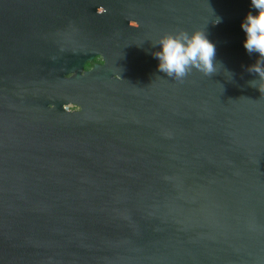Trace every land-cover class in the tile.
Here are the masks:
<instances>
[{"label":"water","instance_id":"obj_1","mask_svg":"<svg viewBox=\"0 0 264 264\" xmlns=\"http://www.w3.org/2000/svg\"><path fill=\"white\" fill-rule=\"evenodd\" d=\"M250 10L0 0V264H264ZM195 29L216 44V72H158L159 36Z\"/></svg>","mask_w":264,"mask_h":264},{"label":"clouds","instance_id":"obj_2","mask_svg":"<svg viewBox=\"0 0 264 264\" xmlns=\"http://www.w3.org/2000/svg\"><path fill=\"white\" fill-rule=\"evenodd\" d=\"M250 8L240 21L244 33L242 46L249 56L256 54L255 62L246 70L258 77L249 81L250 86L261 91L264 90V0H250ZM220 22L217 16L215 24ZM152 46L151 54L158 61L157 71L169 78L182 80L192 69L209 76L216 72V44L205 30L164 33Z\"/></svg>","mask_w":264,"mask_h":264},{"label":"flooded vegetation","instance_id":"obj_3","mask_svg":"<svg viewBox=\"0 0 264 264\" xmlns=\"http://www.w3.org/2000/svg\"><path fill=\"white\" fill-rule=\"evenodd\" d=\"M104 64V58L102 55H94L91 60H87L83 66V73L93 70L96 66ZM70 75H67L69 77ZM66 107V106H65ZM79 107L76 105H68V110H77Z\"/></svg>","mask_w":264,"mask_h":264},{"label":"built area","instance_id":"obj_4","mask_svg":"<svg viewBox=\"0 0 264 264\" xmlns=\"http://www.w3.org/2000/svg\"><path fill=\"white\" fill-rule=\"evenodd\" d=\"M66 108L68 109V106H66Z\"/></svg>","mask_w":264,"mask_h":264}]
</instances>
